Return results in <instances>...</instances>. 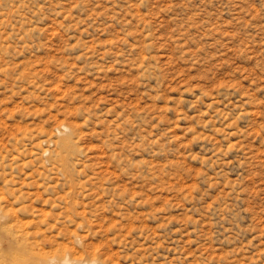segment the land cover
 I'll list each match as a JSON object with an SVG mask.
<instances>
[{
	"label": "rangeland",
	"instance_id": "374dc122",
	"mask_svg": "<svg viewBox=\"0 0 264 264\" xmlns=\"http://www.w3.org/2000/svg\"><path fill=\"white\" fill-rule=\"evenodd\" d=\"M0 211V264H264V0H0Z\"/></svg>",
	"mask_w": 264,
	"mask_h": 264
},
{
	"label": "bare ground",
	"instance_id": "6f19581e",
	"mask_svg": "<svg viewBox=\"0 0 264 264\" xmlns=\"http://www.w3.org/2000/svg\"><path fill=\"white\" fill-rule=\"evenodd\" d=\"M67 128V127H66ZM70 140V139H69ZM67 147H68V145H66ZM65 148V147H64ZM66 149H68V148H65V150ZM69 150V149H68ZM67 151V150H66ZM62 152V151H61ZM70 152V151H69ZM59 153V152H58ZM61 156V155H60ZM65 156V158H66V154L64 155ZM61 157H63V155L61 156ZM69 157H71V156H69ZM64 158V159H65ZM59 159H60V157H59ZM62 159V158H61ZM67 159H68V156H67ZM70 159V158H69ZM68 161V160H67ZM66 160L64 161V162H67ZM73 163V162H72ZM69 165V164H68ZM64 166H65V164H64ZM74 166V165H73ZM66 167H67V164H66ZM70 167V166H69ZM68 168V167H67ZM67 170H69V169H67ZM7 218V216H6V214L5 213H3L2 211H0V220L2 221V220H4V219H6ZM38 218V217H37ZM18 220V219H17ZM5 221V220H4ZM3 221V222H4ZM19 222V221H18ZM23 222V221H22ZM11 223H9V225H10ZM14 224V223H13ZM16 224V223H15ZM20 224V223H19ZM22 224V223H21ZM1 225V224H0ZM12 225V224H11ZM6 226H3V228H5ZM4 229H1V234H0V238H1V240L2 239H4V237L5 236H7L6 235V233H5V231H3ZM8 231V230H7ZM18 231V230H17ZM27 231V230H26ZM8 233V232H7ZM28 233V232H27ZM26 233V234H27ZM8 236H9V234H8ZM7 236V237H8ZM14 236V235H13ZM26 237V236H25ZM24 237V238H25ZM10 240H12V236H10ZM20 239V238H19ZM26 239V238H25ZM5 240V239H4ZM8 241V240H7ZM18 241V240H17ZM10 242H12V241H10ZM21 242V241H20ZM9 244V243H8ZM20 244V243H19ZM4 245H7V244H4ZM11 245H13V243L11 244ZM17 245V244H16ZM1 246V245H0ZM2 246H3V244H2ZM16 248H17V246H16ZM8 249H9V247H8ZM14 251V250H13ZM26 251V250H25ZM11 253V250L10 251H7V253ZM15 252V251H14ZM21 252H22V250H21ZM27 252V251H26ZM5 253V252H4ZM35 254V253H34ZM0 255H1V253H0ZM2 255H4L3 253H2ZM16 254H14L13 253V257L15 256ZM8 255H6V257H7ZM11 257V256H10ZM59 257V256H58ZM23 258V257H22ZM7 259H10L9 258V256H8V258ZM20 259V258H19ZM32 264H100L98 261H96V260H93V261H91V262H87V261H79V260H74V259H76V258H74V259H71L69 256H67V255H64V256H62V257H59V258H57V257H55V256H51V257H44V256H37V257H32ZM3 260V259H2ZM4 260H6V259H4ZM12 260V259H11ZM23 260H25V258H23ZM98 260V259H97ZM140 260H141V257H140ZM13 261V260H12ZM16 261V260H15ZM3 262V261H2ZM14 262V261H13ZM18 262V261H17ZM16 262V263H17ZM27 262V261H26ZM25 262V263H26ZM138 262V261H137ZM144 262V261H143ZM142 262V263H143ZM15 263V262H14ZM14 263H12V264H14ZM23 263V262H22ZM4 264V263H3ZM6 264V263H5ZM141 264V263H140ZM147 264V263H146Z\"/></svg>",
	"mask_w": 264,
	"mask_h": 264
}]
</instances>
